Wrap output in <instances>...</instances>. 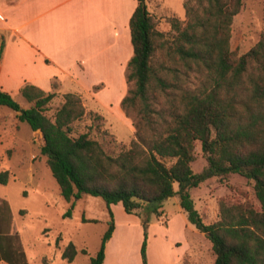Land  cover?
Segmentation results:
<instances>
[{"label": "trees", "instance_id": "16d2710c", "mask_svg": "<svg viewBox=\"0 0 264 264\" xmlns=\"http://www.w3.org/2000/svg\"><path fill=\"white\" fill-rule=\"evenodd\" d=\"M244 1L183 0L184 19L169 17L175 33L168 37L156 28L145 0H137L129 19L132 55L125 72L132 86L120 103L133 116L134 138L116 154L88 132L77 133L74 124L85 115L77 94H62L50 118L45 110L54 91L23 85L18 92L30 103L23 108L13 93L0 88V105L15 111V118L40 138L39 153L46 156L60 195L70 202L63 216L71 215L74 200L83 195L106 203L107 228L89 264H103L115 228L112 204L121 203L127 214L141 217L147 209L159 216L162 202L173 195L188 222L209 240L212 264H264V32L247 51L231 50L233 18ZM197 141L206 167L195 174L191 163ZM233 173L253 182L257 204L222 198L218 218L205 223L191 188L211 176ZM7 181V170L0 172V183ZM11 222L10 207L2 201L0 261L28 264ZM145 241L144 235L142 264H147ZM76 253L69 242L61 257L72 262Z\"/></svg>", "mask_w": 264, "mask_h": 264}, {"label": "rangeland", "instance_id": "374dc122", "mask_svg": "<svg viewBox=\"0 0 264 264\" xmlns=\"http://www.w3.org/2000/svg\"><path fill=\"white\" fill-rule=\"evenodd\" d=\"M153 1L154 13L151 15L156 28L171 37L175 32L169 17L173 16V12L176 16H184L183 0ZM156 11L160 13L159 17ZM261 32H264V0H245L243 8L233 18L231 50L237 54L247 51L256 43ZM2 45L0 35V48ZM125 75L123 73L122 77L107 83L98 82L77 94L85 108V115L74 124L77 133L88 132L91 138L114 154L128 148L134 138L133 116L127 114L120 104L132 86ZM53 83L56 84L55 96L45 110L50 118L63 102L57 82ZM13 95L21 107H29L30 103L18 91ZM15 115V111L0 105V172H8V181L0 183V203L6 201L11 208V224L20 235L29 264H89V258L98 251L107 228L109 213L106 203L101 197L83 195L74 200L71 215L64 217L70 202L60 195L47 167L46 156L39 153L40 138ZM194 155L191 168L198 174L206 167L199 141L196 142ZM166 162L170 164L171 160L166 159ZM252 185V181L237 173L211 176L191 188L190 194L203 221L211 223L218 218V203L222 198L247 200L256 205ZM177 188L175 183L174 189ZM162 209L165 212L162 217L149 214L147 209L139 217L126 214L119 204L115 216L117 231L114 244H119L122 253L117 254L118 250L114 248L107 264H142L140 251L144 235L147 264H212L214 254L211 244L181 214L178 196L173 195L163 201ZM132 216H135L133 220ZM82 217L98 221L83 222ZM145 217L147 221L143 224ZM54 240L57 241L55 249L50 244ZM69 242L77 249L72 262L57 257Z\"/></svg>", "mask_w": 264, "mask_h": 264}, {"label": "crops", "instance_id": "0c3cea01", "mask_svg": "<svg viewBox=\"0 0 264 264\" xmlns=\"http://www.w3.org/2000/svg\"><path fill=\"white\" fill-rule=\"evenodd\" d=\"M136 5L137 0H0V88L14 93L33 84L50 92L57 82L59 93L78 94L98 82L122 77L132 55L129 19ZM145 5L153 14L155 1L145 0ZM119 204L110 206L115 228L105 244L103 264L114 248L122 253L114 244ZM159 211L158 217L165 215L162 206ZM181 214L186 218L182 209ZM11 231L17 233L13 225ZM50 244L55 249V240Z\"/></svg>", "mask_w": 264, "mask_h": 264}]
</instances>
